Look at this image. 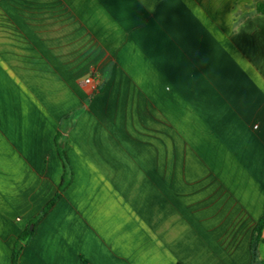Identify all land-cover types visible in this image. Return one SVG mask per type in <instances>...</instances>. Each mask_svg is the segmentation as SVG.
<instances>
[{
  "label": "crops",
  "instance_id": "1",
  "mask_svg": "<svg viewBox=\"0 0 264 264\" xmlns=\"http://www.w3.org/2000/svg\"><path fill=\"white\" fill-rule=\"evenodd\" d=\"M259 1L0 0V264L62 183L67 127L72 181L19 264H252Z\"/></svg>",
  "mask_w": 264,
  "mask_h": 264
},
{
  "label": "trees",
  "instance_id": "2",
  "mask_svg": "<svg viewBox=\"0 0 264 264\" xmlns=\"http://www.w3.org/2000/svg\"><path fill=\"white\" fill-rule=\"evenodd\" d=\"M257 9L260 13L264 12V0H261L257 4ZM69 130V127L67 128H61L58 132L55 143L58 151V155L63 163L64 167V175L62 179V183L57 191V193L54 195V197L46 204V206L43 208L42 212L36 216L32 224L36 226L48 213L49 211L54 207V205L57 203V201L61 198L62 193L65 191V189L68 187V185L72 181L73 173L70 166V163L68 161V158L66 156L65 148H66V136L65 134ZM264 230V217L260 220L257 227L254 230L253 238L251 242V252H252V264H264L263 261H260L258 259L257 249L260 242H264L262 240V233ZM34 235V230H30V228H26L18 237L13 253H12V263L11 264H19V260L22 254V251L24 250V247L29 243L32 236ZM83 264H90L85 259H82Z\"/></svg>",
  "mask_w": 264,
  "mask_h": 264
},
{
  "label": "built area",
  "instance_id": "3",
  "mask_svg": "<svg viewBox=\"0 0 264 264\" xmlns=\"http://www.w3.org/2000/svg\"><path fill=\"white\" fill-rule=\"evenodd\" d=\"M94 77L92 75H89L85 78L84 83L87 85H93L94 84Z\"/></svg>",
  "mask_w": 264,
  "mask_h": 264
},
{
  "label": "water",
  "instance_id": "4",
  "mask_svg": "<svg viewBox=\"0 0 264 264\" xmlns=\"http://www.w3.org/2000/svg\"><path fill=\"white\" fill-rule=\"evenodd\" d=\"M30 229H31V230H33V229H34V226H33V225H31Z\"/></svg>",
  "mask_w": 264,
  "mask_h": 264
}]
</instances>
